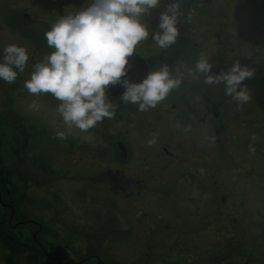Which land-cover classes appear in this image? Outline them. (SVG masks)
Returning <instances> with one entry per match:
<instances>
[{"label":"flooded vegetation","instance_id":"af4514ba","mask_svg":"<svg viewBox=\"0 0 264 264\" xmlns=\"http://www.w3.org/2000/svg\"><path fill=\"white\" fill-rule=\"evenodd\" d=\"M176 2L181 4L180 35L162 49L151 35L159 30L166 4ZM91 3L0 0V62L9 44L29 53L28 65L15 82L30 79L33 65L53 51L44 35L52 24ZM145 23L149 40L133 55L146 68L144 78L166 63L174 76L182 75V84L146 112L120 99L123 87L109 86L106 95L115 115L89 130L96 139L89 153L85 139L68 133L56 112L60 102L51 95L33 96L24 88L19 97L28 102L25 106L38 108L56 133L67 134L56 143V151L34 145L37 126H27L16 116L10 122L0 111V177L19 198L12 203V215L26 189L52 190L54 197L63 198L67 184L78 177H92L100 185L105 165L100 160L105 158L103 175L111 182L103 185L113 194L124 193L138 207L141 240L173 243L175 264H264V0H162ZM201 54L214 74L234 62L252 69L254 76L243 82L251 101L238 105L225 95L222 84H204L195 72ZM138 73L132 66L127 78L134 82Z\"/></svg>","mask_w":264,"mask_h":264},{"label":"clouds","instance_id":"9594fccd","mask_svg":"<svg viewBox=\"0 0 264 264\" xmlns=\"http://www.w3.org/2000/svg\"><path fill=\"white\" fill-rule=\"evenodd\" d=\"M161 2L92 0L89 6L74 14L61 16L44 34L47 46L53 51L33 65L24 88L30 95H51L60 102L56 112L68 133L73 129L88 133L105 118L114 117L115 107L106 95L109 86L123 87L125 91L120 99L126 104L138 105L141 112L156 108L181 86L182 75L174 76L165 63L158 70H150L142 82H131L127 76L132 67L129 58L138 53V46L150 37L145 17ZM180 8L179 2L168 3L160 13L159 30L151 35L158 47L168 49L177 42ZM28 61L25 47L7 45L3 62H0V79L14 83L18 74L25 71ZM212 69L209 59L201 54L195 63V72L204 77V84H222L225 95L238 105L251 101L252 95L243 82L254 76L252 69L239 62L218 74ZM56 137L68 138L65 132L59 131ZM148 143L151 146L155 138ZM249 149L255 152L251 145Z\"/></svg>","mask_w":264,"mask_h":264},{"label":"rangeland","instance_id":"374dc122","mask_svg":"<svg viewBox=\"0 0 264 264\" xmlns=\"http://www.w3.org/2000/svg\"><path fill=\"white\" fill-rule=\"evenodd\" d=\"M28 79L26 77L23 81L11 84L0 79V93H3L0 95V111L10 122H14L11 118L16 116L27 126H37L34 145L56 151V143L60 139L56 138L52 124H47V120L38 113V108L34 110L25 106L28 102L19 97ZM70 133L85 139L86 154L91 150V143L96 144L94 135L81 133L77 129ZM102 142L101 138L100 144ZM100 163L105 164L98 177L100 185L92 183V177H78L74 184H67V194L63 198L54 197L52 190L50 193L26 189L20 196L14 217L11 206L14 199L19 198L11 186L8 187L9 192L7 185H2L0 177V219L4 223L0 228L8 234V238L15 236L44 255V252L51 254V264H135L138 259L141 260L140 264H175L173 243L140 239L144 233L138 207H133L124 193L113 194L108 191L103 185L108 186L111 182L108 175H103L108 161L101 158ZM8 168L12 173V162L8 163ZM8 177L11 178L12 174H8ZM5 180L10 181L7 176ZM8 222L10 226H7ZM130 230L134 231L133 235ZM95 237L103 241V244H98L100 255L89 256L87 243L89 240L96 241L93 240ZM169 245L170 248H167ZM9 254L7 247L0 242V264H8ZM14 261L15 264H27L25 256H19Z\"/></svg>","mask_w":264,"mask_h":264},{"label":"trees","instance_id":"16d2710c","mask_svg":"<svg viewBox=\"0 0 264 264\" xmlns=\"http://www.w3.org/2000/svg\"><path fill=\"white\" fill-rule=\"evenodd\" d=\"M0 220H1L0 225L4 226L3 220L2 219ZM9 223L10 222H8L7 226H10ZM93 240L96 241L89 240L87 243V251H89L88 255L89 256H92L93 254L100 255V249L98 247V244L99 242L103 244V241H99L100 239L96 237ZM0 242L4 247L6 246L8 251L10 252L9 254L10 259L8 261V264H15L14 259L19 256H25V261L27 264H51L50 263L51 254L48 255L47 252H44L45 253L44 255L43 253H41V251L29 245L28 242L25 241L23 242L20 239L18 240V238L15 236H11L8 238V234L4 233L2 228H0ZM26 257L28 260H26ZM52 259L54 260V258ZM140 262L141 260L138 259V261L135 264H140Z\"/></svg>","mask_w":264,"mask_h":264},{"label":"water","instance_id":"95a60500","mask_svg":"<svg viewBox=\"0 0 264 264\" xmlns=\"http://www.w3.org/2000/svg\"><path fill=\"white\" fill-rule=\"evenodd\" d=\"M132 66L139 70L138 76L134 78V82H137L139 80L142 81L144 79L146 68L141 59L139 57L133 56Z\"/></svg>","mask_w":264,"mask_h":264}]
</instances>
